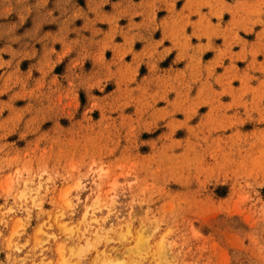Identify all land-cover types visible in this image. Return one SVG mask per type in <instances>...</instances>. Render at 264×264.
I'll list each match as a JSON object with an SVG mask.
<instances>
[{
	"label": "rangeland",
	"instance_id": "obj_1",
	"mask_svg": "<svg viewBox=\"0 0 264 264\" xmlns=\"http://www.w3.org/2000/svg\"><path fill=\"white\" fill-rule=\"evenodd\" d=\"M14 7L0 264H264V0Z\"/></svg>",
	"mask_w": 264,
	"mask_h": 264
},
{
	"label": "clouds",
	"instance_id": "obj_2",
	"mask_svg": "<svg viewBox=\"0 0 264 264\" xmlns=\"http://www.w3.org/2000/svg\"><path fill=\"white\" fill-rule=\"evenodd\" d=\"M17 3L27 5L29 0H0V10L11 9L9 15L11 16L13 13H15L17 17L16 20L13 21L9 19V16L0 15V40H5L6 42L12 43L20 40V29L23 28L27 13L31 12L32 9L28 8L26 12H16L14 6ZM0 51H3V49H0ZM260 252L262 255H264V245L261 246ZM233 264H249L245 252L242 251L239 255H237L233 260Z\"/></svg>",
	"mask_w": 264,
	"mask_h": 264
},
{
	"label": "bare ground",
	"instance_id": "obj_3",
	"mask_svg": "<svg viewBox=\"0 0 264 264\" xmlns=\"http://www.w3.org/2000/svg\"><path fill=\"white\" fill-rule=\"evenodd\" d=\"M32 191L34 192V190H28L26 193L23 194V197H24V198L28 197V198H31V199H32V198H33ZM86 212H87V210H86ZM87 216H88V215H87ZM85 217H86V216H85ZM127 226H128V225H127ZM127 226H126V227H127ZM129 232H130V231H129ZM103 254L105 255V253H103ZM103 257H104V256H103ZM105 257H106V256H105ZM105 257H104V258H105ZM101 258H102V257H101ZM97 259H98V258H97ZM102 259H103V258H102ZM108 259H109V258H108ZM110 259H111V258H110ZM110 259H109V260H105V259H104L105 261H103L102 264H123L122 262L112 261V260H110ZM67 261H68V260H67ZM98 263H99V262H98Z\"/></svg>",
	"mask_w": 264,
	"mask_h": 264
}]
</instances>
